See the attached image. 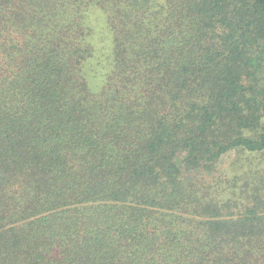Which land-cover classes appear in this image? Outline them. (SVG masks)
Wrapping results in <instances>:
<instances>
[{
    "label": "trees",
    "instance_id": "obj_1",
    "mask_svg": "<svg viewBox=\"0 0 264 264\" xmlns=\"http://www.w3.org/2000/svg\"><path fill=\"white\" fill-rule=\"evenodd\" d=\"M233 151L264 165V0H0V264H264Z\"/></svg>",
    "mask_w": 264,
    "mask_h": 264
},
{
    "label": "rangeland",
    "instance_id": "obj_2",
    "mask_svg": "<svg viewBox=\"0 0 264 264\" xmlns=\"http://www.w3.org/2000/svg\"><path fill=\"white\" fill-rule=\"evenodd\" d=\"M86 19L89 25L94 28L90 36V41L95 48V56L87 62L86 72L92 90L98 91L103 84L105 72L111 66L113 37L106 28L104 18L99 13H92L90 16H87ZM251 158H253V164L251 163V159L248 158V154L233 151L222 158L220 170L215 174L223 175L226 174V172H231V176L237 179L239 184H243V182L247 180L250 181V169H255L258 163L260 168L264 166L260 163L261 158L259 155L253 154ZM235 173L238 175L235 176Z\"/></svg>",
    "mask_w": 264,
    "mask_h": 264
}]
</instances>
